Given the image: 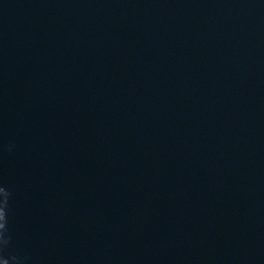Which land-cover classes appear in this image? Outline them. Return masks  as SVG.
Instances as JSON below:
<instances>
[{
	"label": "water",
	"instance_id": "obj_1",
	"mask_svg": "<svg viewBox=\"0 0 264 264\" xmlns=\"http://www.w3.org/2000/svg\"><path fill=\"white\" fill-rule=\"evenodd\" d=\"M0 264H264V0H0Z\"/></svg>",
	"mask_w": 264,
	"mask_h": 264
}]
</instances>
